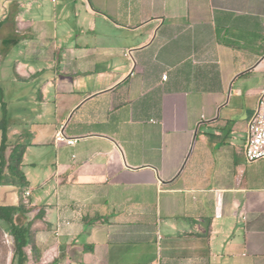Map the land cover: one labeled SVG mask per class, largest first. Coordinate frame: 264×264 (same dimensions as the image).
Here are the masks:
<instances>
[{
	"label": "crops",
	"instance_id": "1",
	"mask_svg": "<svg viewBox=\"0 0 264 264\" xmlns=\"http://www.w3.org/2000/svg\"><path fill=\"white\" fill-rule=\"evenodd\" d=\"M0 90L21 264H264V0H0Z\"/></svg>",
	"mask_w": 264,
	"mask_h": 264
},
{
	"label": "trees",
	"instance_id": "2",
	"mask_svg": "<svg viewBox=\"0 0 264 264\" xmlns=\"http://www.w3.org/2000/svg\"><path fill=\"white\" fill-rule=\"evenodd\" d=\"M0 104H1V143H0V185H10L24 191L27 187V183L24 174L20 170L21 160L23 156V145L15 143L6 157L7 145V117L5 104L2 101V92L0 90ZM25 192V191H24ZM27 211L25 206L20 203L17 206H0V220L8 225L10 235L13 238V260H17L18 264H21L22 249L26 246L28 241V235L30 232V224L25 226H17L14 223V216L25 214Z\"/></svg>",
	"mask_w": 264,
	"mask_h": 264
},
{
	"label": "built area",
	"instance_id": "3",
	"mask_svg": "<svg viewBox=\"0 0 264 264\" xmlns=\"http://www.w3.org/2000/svg\"><path fill=\"white\" fill-rule=\"evenodd\" d=\"M128 52L124 56H128ZM166 80V76L162 77V81ZM78 138L66 137L61 130L54 135V142L67 146H74ZM244 155L249 163L264 160V91L259 95L256 109L247 124V137L244 147ZM29 192L24 193V197H28Z\"/></svg>",
	"mask_w": 264,
	"mask_h": 264
},
{
	"label": "rangeland",
	"instance_id": "4",
	"mask_svg": "<svg viewBox=\"0 0 264 264\" xmlns=\"http://www.w3.org/2000/svg\"><path fill=\"white\" fill-rule=\"evenodd\" d=\"M1 202H2V204H11L12 201H9V200H6V199H2ZM7 240H9V239H7L5 237V235L0 231V248L8 246ZM7 249H9V246L7 247ZM0 264H6V256H5L4 253H3L2 256H0Z\"/></svg>",
	"mask_w": 264,
	"mask_h": 264
}]
</instances>
